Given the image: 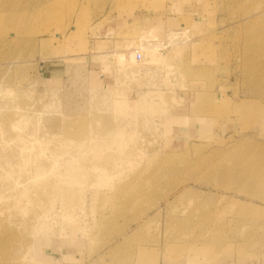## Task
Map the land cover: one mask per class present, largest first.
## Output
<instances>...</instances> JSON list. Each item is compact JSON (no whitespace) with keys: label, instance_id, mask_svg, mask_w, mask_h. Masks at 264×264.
Here are the masks:
<instances>
[{"label":"rangeland","instance_id":"rangeland-1","mask_svg":"<svg viewBox=\"0 0 264 264\" xmlns=\"http://www.w3.org/2000/svg\"><path fill=\"white\" fill-rule=\"evenodd\" d=\"M0 108V264H264V0H0ZM82 120L89 174L36 181Z\"/></svg>","mask_w":264,"mask_h":264},{"label":"bare ground","instance_id":"bare-ground-1","mask_svg":"<svg viewBox=\"0 0 264 264\" xmlns=\"http://www.w3.org/2000/svg\"><path fill=\"white\" fill-rule=\"evenodd\" d=\"M159 32H160V28L158 29L157 27H155L154 29L150 30V32H142L139 34L138 36V43L136 42V48L133 49V54L135 55V53H143V49H144V46L147 44V43H150V42H154V41H157L159 39ZM175 36H178L179 39H188L187 38V33L186 32H182V33H179V34H173L172 36H169V38H173ZM172 43H169L168 46H171ZM167 46V47H168ZM136 59V58H135ZM129 61H135L134 59H130ZM104 71H107V72H110L109 69L105 68L104 67ZM119 73V72H118ZM96 74V73H95ZM90 75L89 77V81H88V85L90 88H92L93 90H97L98 86H101L102 84V80H98L99 78V75ZM114 83V81H113ZM110 87V86H109ZM119 88V87H118ZM91 89V90H92ZM120 90L118 91H115L117 94L113 95V98H111V109L113 111V115L114 117H117V116H129V114H127V110L129 108V102H128V98L126 96H124L123 94H121L119 92ZM123 91V90H122ZM104 92V91H103ZM106 92V91H105ZM114 92V91H113ZM107 94V93H106ZM127 95V93H126ZM102 96H103V93H102ZM128 96V95H127ZM94 97V96H93ZM109 98V97H108ZM171 98V97H168V99ZM131 100V99H130ZM139 101V99H138ZM166 101V100H165ZM108 102V100H107ZM139 109H140V112L141 111H144V110H147L148 108H146L145 106V102H146V98L145 96H142V98L140 99L139 101ZM102 103V102H101ZM110 103V102H109ZM137 103V102H136ZM178 103V102H177ZM168 104V103H167ZM103 105V103H102ZM247 105V104H246ZM167 106V105H166ZM138 107V105H137ZM133 108V107H132ZM165 109L167 107H164ZM1 109V108H0ZM135 109V108H134ZM138 109V110H139ZM243 108H241L242 110ZM245 109V108H244ZM107 110V109H106ZM137 110V109H136ZM137 110V111H138ZM0 112H2L0 110ZM53 112V111H52ZM42 114V113H41ZM45 114V113H44ZM109 114V113H108ZM139 114V113H138ZM40 115V114H39ZM132 115V114H131ZM137 115V114H136ZM1 116V115H0ZM8 116V115H7ZM99 116V115H98ZM135 116V115H134ZM93 117H95V115H93ZM7 118V117H6ZM5 118V119H6ZM10 118V117H9ZM129 119V118H128ZM4 120V119H3ZM106 120V119H105ZM7 121V120H6ZM9 121V120H8ZM67 121V120H66ZM5 122V120H4ZM11 122V121H10ZM6 123V122H5ZM38 123V122H37ZM63 123V122H62ZM8 124V123H6ZM5 124V125H6ZM12 124V123H11ZM11 124L9 126H11ZM70 124V123H69ZM15 126V125H14ZM94 126V125H93ZM101 128H100V131H98L97 129H95L94 127H91V128H88L89 127V124L86 123V121L82 120L80 121L77 125L73 126L72 130L70 128H67L65 129V132H64V135L67 136L68 138L69 137H75L77 138L76 140L78 142L75 143V149H77V151L75 152L76 154H69L68 152L70 151V149L67 147H64L62 150L61 149H58V148H54L52 149V151H49L50 152V155L51 157H53L54 159H52V161L50 163H45L43 161H40V160H35V167L36 169L34 170V173H35V178L38 179L36 181H40L42 180L44 177L49 179L50 178H53V182L54 183H58L59 181L61 182L63 180V178H65V182H69V183H72V182H76V181H79L81 179H83L85 177L86 174H89L87 173V171L85 170V168H82L83 167V164H82V160L81 157L83 156L80 152H85L86 151V148H87V142L89 141H92V140H97L94 135H97L98 133L101 134V144H95L93 147H91V150L93 151V156H96V154L100 153L101 151H97L98 149H100L101 147H104L105 144H106V140L108 138V136H116V134L114 135V132L113 130L110 128V125H109V122L108 120L107 121H101ZM12 127V126H11ZM15 131L16 129L13 128ZM12 130V131H14ZM20 130V129H19ZM18 130V131H19ZM21 133H24L23 131H21ZM20 133V135H21ZM26 134V133H25ZM31 136V134H30ZM92 136V137H90ZM67 138V139H68ZM65 140V141H68V140ZM32 140V139H31ZM34 141V140H33ZM108 141V140H107ZM38 145V143H37ZM18 146V144H17ZM20 147V146H19ZM18 147V148H19ZM41 147V146H40ZM55 147V146H54ZM32 148V147H31ZM44 148V147H43ZM48 148V147H47ZM89 148V147H88ZM46 149V148H45ZM31 151V150H30ZM46 151V150H45ZM25 152V151H24ZM47 152V151H46ZM46 154L44 151H42L40 149V153L38 154V157H44ZM63 156V155H68V158L65 159V160H62V161H58V160H55L57 157H60V156ZM109 157V156H108ZM86 158V157H85ZM92 158V157H91ZM44 159V158H43ZM59 159V158H58ZM17 160V158H16ZM31 161V160H30ZM100 161V160H98ZM117 163V162H116ZM31 164V163H30ZM119 164V163H118ZM122 164V163H121ZM27 165V164H26ZM97 165V164H96ZM100 165V164H99ZM6 166V165H5ZM25 166V165H24ZM87 167V166H85ZM112 167V166H110ZM116 167V166H115ZM60 168H62L63 170H59ZM82 168V169H81ZM102 169V168H101ZM26 172V171H25ZM93 172V171H92ZM31 173V171H30ZM105 173V172H103ZM108 173V172H107ZM29 174V173H28ZM83 174V175H81ZM20 175V173H19ZM71 175V176H70ZM94 175V173H93ZM99 175H101V173H99ZM89 177V176H88ZM104 177V176H103ZM20 178V177H19ZM34 178V179H35ZM98 178V177H97ZM107 178V176H106ZM23 179V178H22ZM31 179V177H30ZM40 179V180H39ZM101 179V178H100ZM104 180V179H103ZM28 181V180H27ZM31 181H33V179H31ZM13 182V181H12ZM24 182V181H22ZM34 183H36L35 181H33ZM17 184V183H16ZM31 184V183H30ZM33 184V183H32ZM68 184V183H67ZM18 185V184H17ZM35 185V184H33ZM40 185V184H39ZM42 185V184H41ZM51 185V183H50ZM56 185V184H55ZM36 186V185H35ZM46 186L48 187L49 185L46 184ZM33 187V186H32ZM59 187H62V186H59ZM100 187V186H99ZM41 188V186H40ZM58 188V186H57ZM93 188V187H92ZM26 189V188H24ZM43 190V188H42ZM59 190V188H58ZM53 191V190H52ZM49 194V193H48ZM94 195V194H93ZM50 197V196H49ZM64 200V199H63ZM52 204V203H51ZM61 205V204H60ZM52 207V206H51ZM52 209V208H51ZM54 211V210H52ZM49 227V226H47ZM46 229V228H45ZM48 230V229H47ZM51 231V230H50ZM53 232V231H51ZM46 233V232H45ZM48 235V234H47ZM43 237V236H42ZM48 237V236H47ZM43 242V241H42ZM42 242H39V246L41 245ZM38 243V242H37ZM48 243H50V241H44V244L47 245ZM33 247V246H32ZM33 261V260H32ZM47 264V263H46Z\"/></svg>","mask_w":264,"mask_h":264},{"label":"built area","instance_id":"built-area-1","mask_svg":"<svg viewBox=\"0 0 264 264\" xmlns=\"http://www.w3.org/2000/svg\"><path fill=\"white\" fill-rule=\"evenodd\" d=\"M136 61H140L142 59V55L140 53H135Z\"/></svg>","mask_w":264,"mask_h":264}]
</instances>
